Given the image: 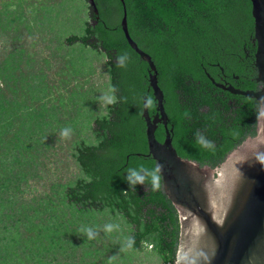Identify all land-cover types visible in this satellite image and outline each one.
<instances>
[{
  "label": "trees",
  "instance_id": "trees-1",
  "mask_svg": "<svg viewBox=\"0 0 264 264\" xmlns=\"http://www.w3.org/2000/svg\"><path fill=\"white\" fill-rule=\"evenodd\" d=\"M94 3L98 13L88 5L75 34H56L51 17L40 20L41 47L28 49L18 31L30 35L34 13L0 12V264H141L143 253L154 264H175L179 216L159 171L156 188L125 180L130 168L157 169L142 117L144 98L149 116L157 113L148 65L124 38L120 0ZM124 5L130 37L155 65L174 149L201 167H220L255 137L259 106L239 96L220 100L204 70L220 63L256 77L238 66L246 50L256 53L247 44L249 0ZM81 76L96 77L89 87L107 84L110 101L85 89ZM155 137L164 141L161 124Z\"/></svg>",
  "mask_w": 264,
  "mask_h": 264
},
{
  "label": "water",
  "instance_id": "water-1",
  "mask_svg": "<svg viewBox=\"0 0 264 264\" xmlns=\"http://www.w3.org/2000/svg\"><path fill=\"white\" fill-rule=\"evenodd\" d=\"M120 2L121 31L128 46L148 65L149 87L156 102L157 113L151 118L144 98L142 117L149 154L179 216L175 264H264V0H249L257 41V81L262 84L259 92L249 95L259 105L256 135L214 169L182 159L174 149L155 65L130 37L124 0ZM88 5L98 13L94 0H88ZM158 124L165 129L163 142L155 137Z\"/></svg>",
  "mask_w": 264,
  "mask_h": 264
},
{
  "label": "rangeland",
  "instance_id": "rangeland-1",
  "mask_svg": "<svg viewBox=\"0 0 264 264\" xmlns=\"http://www.w3.org/2000/svg\"><path fill=\"white\" fill-rule=\"evenodd\" d=\"M7 2H12V5L9 7L2 8L1 5H5ZM19 3L22 5V9H19L20 6H18L17 0H4L3 3H0V12L6 11V12H17V15H21L23 13H34V17H30V26L32 29V32L28 33L27 30L24 28L19 29V33L21 36V41L19 42V45L22 44L25 46L26 49L32 48V47H41L38 43L40 35L35 32L36 26L38 25L39 21L45 22V19H49L51 17V21L54 22V30L56 34L60 35H66L68 34L67 31L75 34L79 32V29L81 28V22L88 18V9L85 2L80 0H19ZM40 17V18H39ZM37 18H39L37 20ZM74 54L76 55L79 47H74ZM45 74L48 73V71H43ZM66 73V72H65ZM65 73L57 76L65 78ZM95 76V75H94ZM96 77H92L89 80L93 82V79ZM82 81L80 80L82 86H84L85 89H89L87 84H90V81H85V77L81 76ZM93 88L98 89L97 95L99 93V96L105 100V102L110 101V98L108 96L109 93V87L107 84H103L101 87L100 85L95 84ZM65 99V98H64ZM106 103H103V107ZM71 169V168H70ZM69 169V170H70ZM74 170V169H73ZM72 170V171H73ZM35 182H32L31 184H34ZM38 189V188H37ZM147 251H150L149 247L147 248ZM139 263L141 264H154L155 258L151 256H145V254L139 255Z\"/></svg>",
  "mask_w": 264,
  "mask_h": 264
},
{
  "label": "flooded vegetation",
  "instance_id": "flooded-vegetation-1",
  "mask_svg": "<svg viewBox=\"0 0 264 264\" xmlns=\"http://www.w3.org/2000/svg\"><path fill=\"white\" fill-rule=\"evenodd\" d=\"M247 44H250L251 49L255 50L256 52L257 41L255 39L254 33L247 40ZM238 66H244V68H248L251 71L256 72V77L254 79H248V77L240 78V76H238L233 72L229 73L230 71H228L225 67L221 66L220 63L212 64L204 71L206 78L209 80L210 84L214 87L215 92L218 93L219 96L217 94L216 96L220 97L219 98L220 100L222 99L225 100L227 98V95L229 96L232 95V96H239L256 101L255 99L249 97V95H253L262 89V84L257 81L258 74L255 66V53L251 54L250 50H246V55L244 59L240 60ZM248 69H246V71ZM248 82L255 83V86L253 88L251 87L246 90H243L242 87L247 85ZM229 103H232V101H230Z\"/></svg>",
  "mask_w": 264,
  "mask_h": 264
},
{
  "label": "clouds",
  "instance_id": "clouds-1",
  "mask_svg": "<svg viewBox=\"0 0 264 264\" xmlns=\"http://www.w3.org/2000/svg\"><path fill=\"white\" fill-rule=\"evenodd\" d=\"M69 130L65 129L62 132V135H68ZM198 142L204 145H207L208 142L204 140L203 137L198 138ZM158 169L155 170H149L144 167L140 168H130L127 172V175L125 176V180L129 184L130 187H135L137 184H144L146 181H149L153 188L158 187L159 185V175H158ZM111 226H109L110 230ZM89 234L91 235V230H88Z\"/></svg>",
  "mask_w": 264,
  "mask_h": 264
}]
</instances>
